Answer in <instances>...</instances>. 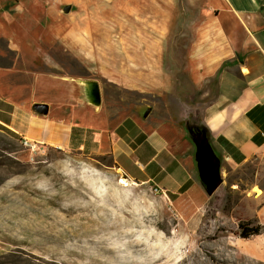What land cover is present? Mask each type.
<instances>
[{"label":"crops","instance_id":"obj_1","mask_svg":"<svg viewBox=\"0 0 264 264\" xmlns=\"http://www.w3.org/2000/svg\"><path fill=\"white\" fill-rule=\"evenodd\" d=\"M66 3L0 0V131L85 155L109 154L173 207L195 213L204 206L209 195L193 157L180 152L163 122L135 113L118 118V107L103 98L99 107L88 103L81 74L67 71V64H85L96 75L107 69L101 77L138 95L136 105L150 98L161 112L194 114L224 160L240 164L264 151V0L147 6L141 21L124 29L169 31V40L124 39L122 55L112 60L98 54L96 26L66 12ZM35 103L46 104V113ZM252 251L263 252L258 245Z\"/></svg>","mask_w":264,"mask_h":264},{"label":"rangeland","instance_id":"obj_2","mask_svg":"<svg viewBox=\"0 0 264 264\" xmlns=\"http://www.w3.org/2000/svg\"><path fill=\"white\" fill-rule=\"evenodd\" d=\"M177 2L186 0H67L65 6L96 26L91 35L98 54L112 60L122 55L124 39L139 45V39L162 34L164 43L169 40V31L128 30L124 24L140 22L147 6L165 9ZM67 71L97 83V107L103 98L118 107V118L135 113L163 122L180 152L195 163L197 139L204 137L218 159L220 182L193 213L173 207L150 184L130 179L109 154L40 144L32 149L0 131V264H205L188 256L191 250L211 264H264V151L240 164L224 160L194 114L161 112L150 98L134 104L138 95L125 94L101 77L107 69L96 75L85 64L76 69L67 64ZM120 176L134 183L120 186ZM238 223L258 225L260 231L243 238ZM257 245L263 252L256 255Z\"/></svg>","mask_w":264,"mask_h":264},{"label":"water","instance_id":"obj_3","mask_svg":"<svg viewBox=\"0 0 264 264\" xmlns=\"http://www.w3.org/2000/svg\"><path fill=\"white\" fill-rule=\"evenodd\" d=\"M78 81L80 84H82L81 80ZM92 82L94 83L93 90H88L87 87L83 84L82 86L83 89L87 92V102L94 106H97L100 102L98 85L95 81ZM33 108L38 113H46L47 111V106L43 103H35ZM196 144V167L198 169V176L200 181L204 185L205 191L208 195H210L220 182L218 174V159L212 153L204 137H199Z\"/></svg>","mask_w":264,"mask_h":264},{"label":"bare ground","instance_id":"obj_4","mask_svg":"<svg viewBox=\"0 0 264 264\" xmlns=\"http://www.w3.org/2000/svg\"><path fill=\"white\" fill-rule=\"evenodd\" d=\"M81 83L84 86H86L88 90H93L94 89V83L92 81H90V80L82 79ZM133 183L134 182L130 181L129 179L125 178L124 176H120V178H119L120 186H130ZM257 190L259 192V189H257ZM253 191L255 192L254 189H253ZM154 237H158L156 232H154ZM132 245L136 246V245H138V242L132 243ZM187 255L193 257L194 259H196L198 263L201 262V263H205V264H211L210 260H207L206 258H202L201 254L198 251H196V250H191Z\"/></svg>","mask_w":264,"mask_h":264},{"label":"trees","instance_id":"obj_5","mask_svg":"<svg viewBox=\"0 0 264 264\" xmlns=\"http://www.w3.org/2000/svg\"><path fill=\"white\" fill-rule=\"evenodd\" d=\"M114 165L117 166L115 163ZM238 228L240 229V236L243 238H249L252 235L258 234L260 231V227L258 225L249 226V224L243 225L238 223Z\"/></svg>","mask_w":264,"mask_h":264},{"label":"built area","instance_id":"obj_6","mask_svg":"<svg viewBox=\"0 0 264 264\" xmlns=\"http://www.w3.org/2000/svg\"><path fill=\"white\" fill-rule=\"evenodd\" d=\"M262 135L264 136V132L262 133ZM21 142L23 143V145L25 146H29L30 148H35L36 147V143L31 142L30 140L26 139V138H21Z\"/></svg>","mask_w":264,"mask_h":264}]
</instances>
